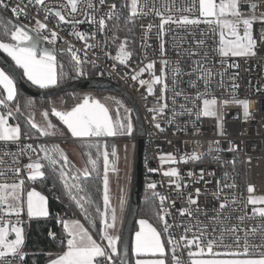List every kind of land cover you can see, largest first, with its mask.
Listing matches in <instances>:
<instances>
[{"label":"built area","instance_id":"1","mask_svg":"<svg viewBox=\"0 0 264 264\" xmlns=\"http://www.w3.org/2000/svg\"><path fill=\"white\" fill-rule=\"evenodd\" d=\"M128 1L105 0L104 4H100L99 0H91L94 7L87 9V13L94 17L95 23L85 15L87 0H80L76 12L71 11L67 0H43L42 6L29 3V0H5V3L10 10L14 7L22 10L19 16L15 15L17 18L31 24L39 20L47 25V30L40 31L42 38H51V33L55 32L58 37L54 43L56 51L64 52L71 48L82 62L95 67L99 76L115 81L134 99L144 127L143 172L146 185L152 194L165 197L162 208L168 213L164 216L165 221L172 225L169 230L171 238L180 241L182 236L187 239H192L194 235L203 237L201 246L205 251L193 257L197 259L231 258L225 254L243 252L245 242L248 257L258 258L264 252V217L253 212L254 206L249 203L248 197L264 194V21L257 19L253 22L255 55L222 57L217 51L219 29L214 25L169 22L164 25L161 34V17L156 14L157 10L165 18L172 16L173 20L188 16L203 21L198 11V0L192 11L186 9L193 4V0H138L142 11L138 9L136 14L130 11L135 26L136 47L133 51L127 48L129 58L121 64L117 59L119 51L111 53V39L107 34L110 22L121 18L122 4ZM238 3L243 17L264 14V0H238ZM253 3L257 5L255 10L249 7ZM112 4L116 5V13L109 19L107 14ZM45 9L51 10L47 18ZM57 10L66 21L76 23L59 21L54 15ZM101 17L105 18L102 31L98 23ZM239 31L243 34L242 26ZM74 33L85 34L86 39H79ZM86 44L91 47H86ZM161 44L164 45L163 54ZM149 63L153 64V68L147 70ZM142 68L146 70L141 73ZM138 73V79L133 80L131 77ZM154 76L161 77V82L152 84L150 94L148 84ZM140 80L145 83L141 85ZM165 84L167 89L162 91ZM198 93L201 94L199 99ZM205 98L223 101L246 99L250 103L249 116L245 118L243 107L231 102H223L219 115H200ZM163 105L166 107L161 111ZM1 106L4 112L11 110L8 103ZM11 118L14 125L19 124L13 112ZM156 123L164 130L157 129ZM128 139L136 141L137 135ZM50 141L54 140L25 137L23 132L18 143L0 141V183L12 184L23 180V187H34L48 199L44 189L37 185L44 175L29 180V170L24 166L37 158L39 144ZM29 144L32 149L25 147ZM193 152L199 159H188ZM167 154H171L175 162L161 164L160 156ZM17 168L20 169L19 174L15 171ZM170 168H176L178 176L163 174ZM41 170L44 171V165ZM153 183L156 187L149 188L148 185ZM249 185L254 188L251 194L248 192ZM159 195L155 196L161 211ZM190 197L196 203H191ZM222 203L226 205L224 208L220 207ZM181 209L186 212L181 214ZM36 218H29L25 209L19 216L7 214L6 205L5 211L0 212V219L23 230ZM166 236L169 239V234ZM236 237L240 238L239 243ZM14 238V233L9 232V239ZM208 240L214 241L213 253L217 255L207 252ZM188 251L196 253L198 249L195 244L189 249L181 243L176 255L182 264H190ZM100 259L101 264H105ZM3 264L21 262L18 257L13 259L9 256ZM23 264H26L24 259Z\"/></svg>","mask_w":264,"mask_h":264},{"label":"snow or ice","instance_id":"2","mask_svg":"<svg viewBox=\"0 0 264 264\" xmlns=\"http://www.w3.org/2000/svg\"><path fill=\"white\" fill-rule=\"evenodd\" d=\"M80 0H67L68 6L71 8L72 12H76L78 9V3ZM105 0H99L100 4H104ZM29 3H35L38 6L43 5V0H29ZM146 6V5H145ZM196 6V0H193V4L189 6L186 10L192 11V8ZM0 7L7 8L8 5L5 3V0H0ZM94 5L91 3V0H87L85 5V15L93 23H95L94 17L88 16L87 9L93 8ZM130 10L133 14H136L138 9L142 11V6L138 3V0H131L129 5ZM238 0H198V11L200 17H203L204 20L200 19H190L188 16H181L179 20H173L172 16L165 18L161 12L158 10L156 14L161 17L160 29L161 34L164 32V25L171 22L184 25H194L201 22L214 25L219 29V46L217 51L219 54L224 57L231 54L232 56H249L255 55L254 48L256 41L253 39L252 28L253 22L257 19L264 21V14L260 17L252 15L250 17H243L239 11ZM249 7L253 10L256 9V4H250ZM11 11L14 15L19 16L21 9L12 8ZM46 18L47 15L51 14V10L45 9ZM116 13V5L112 4L109 13L107 14L109 19H112ZM146 14V13H145ZM54 15L59 18V21L76 23L75 21H66L65 17L61 14L60 11H55ZM232 18L229 19L228 17ZM119 18L118 16L116 17ZM99 30H103L105 27V18L101 17L98 21ZM243 27V34L239 31L240 27ZM0 27L3 28V37H10L11 41L14 43L3 42L0 39V49H3L8 56L15 62L16 66L23 70V75L35 86L39 88H49L58 83V73L56 65V57L53 54V50L47 48H39L40 43V31L47 30V25L41 21H36V27L32 29L36 33V36L29 35V32L25 30L24 25L15 24L10 29L6 23L0 22ZM151 27V25H149ZM79 39H86L85 34L74 33ZM57 34L55 32L51 33L50 43H55L57 39ZM43 39L48 40V36H44ZM203 43V41H201ZM86 47H91V45H85ZM124 45H121V54L118 55L117 59L120 60V63L123 64L129 58V54L123 50ZM71 52V59L75 64V71L77 74H83L79 56L75 51ZM164 52V45L161 44V54ZM165 65L167 61H163ZM147 70L153 68V64L149 63L146 66ZM146 69H140V72H144ZM138 75H133L131 78L133 80L138 79ZM162 75H164V70L162 69ZM209 80L211 78V73L209 72ZM203 78V77H201ZM161 77L154 76V79L151 83L148 84V91L152 93V84L160 83ZM139 83L143 85L145 81L140 80ZM0 86H2L4 92L7 93L6 97L0 99V105H5L9 101H14L16 96V90L14 85V80L9 73L4 69H0ZM167 89V84L164 85V90ZM201 96L200 93L197 94V99ZM236 103L243 107L245 118L249 116V107L250 103L248 100H233V101H224V103ZM116 112L115 117L110 114V109L105 106L98 99H93L89 96H85L81 103L76 104L69 111H58L55 108L52 110V114L59 118L64 125H66L67 130L71 133L72 137L81 138H91V137H115L117 135L131 134L133 131V124L131 117L129 115L130 109L124 108L125 115L121 116L120 109L123 108L121 101L116 100ZM203 108L200 115L203 116H215L216 115V105L217 101L215 98L212 99H203ZM166 107V105L161 106V111ZM17 111H19V105H17ZM149 111H155V109H149ZM190 111V110H189ZM42 115L47 119L48 113L44 112ZM12 116V112L8 111L7 114L0 113V141L5 143L12 142L18 143L22 132L19 124L12 125L8 123L9 117ZM155 119V117H154ZM32 129H37L40 135H50L52 132L51 129L54 126L51 122L48 123L47 128H40L31 117L28 120ZM155 127L160 131L164 129L161 128L159 123L155 124ZM27 137L28 133H23ZM27 149H32V145H25ZM89 147H93L89 145ZM97 148L96 158H93L91 152H89L87 165H90L91 168H85L82 171V175L87 177L90 175L91 171L99 172L98 161L102 155L103 157V206L104 211L101 212L100 208L97 207V213L102 217V227L99 229L101 233V240H106L107 245L101 246L98 244L93 236L90 234L89 230L85 228L79 220H61L60 223L63 224L64 232L66 233L67 246L66 250L62 253L49 254L55 258H50L48 264H101V259L105 264H115L114 257L118 255V246L122 245V237L120 235L113 236L109 233V229L115 227L116 214L115 209H111V222H109V210H110V197H109V179L108 172L110 170V164L114 165V161L109 160V152L104 151L100 152L99 145H95ZM41 150L45 153L44 159L49 163V166H54L58 163L57 156L63 161V165L59 169L60 178L64 180L65 189L69 197L74 200L81 208V211L85 215V219H90L87 211L84 208V204L81 201H84V197H79L78 195H73L72 189H76L77 193L82 191L78 183H69L67 177V167H68V158L59 148L58 145H53L51 148L41 147ZM55 154V155H54ZM111 156H116L115 146L112 147ZM183 159V158H181ZM188 159L197 160L199 156L193 152ZM161 164L166 162H175V158L171 154L161 155L160 156ZM25 169L29 170L28 179L35 180L37 177H42L44 173L41 171L43 165L37 160L36 162L29 163L24 166ZM55 171V168L53 169ZM112 171H115V168L112 167ZM16 173L19 174L20 169H15ZM149 171H156L155 169H149ZM2 174V173H0ZM165 176H178L176 168H170L168 171L163 173ZM191 175V173H189ZM202 178V174H201ZM72 179H79V170ZM23 185L24 181L20 180L17 183L7 184L0 183V212L5 211V205L7 209V214H15L19 216L25 209L29 218L33 217H47L49 211L47 208L46 197L41 195L35 189H32L27 192L26 199L23 197ZM149 188L154 189L156 185L149 184ZM177 187H180L177 184ZM227 187H234V185H227ZM254 188L252 185L248 186V192L253 193ZM199 189H197V194ZM154 195H159L154 193ZM159 200L161 202V211L157 213L159 219L163 222L162 231H158L156 227H153L146 219H140L138 224L140 226L139 231L135 233V238L131 242V253L136 257L135 264H166L167 255L165 251V243L162 241L163 234H169V239L167 244L171 246L172 251V262L171 264H182L181 259L176 255L178 249L183 243L185 248H189L195 244V247L198 249L196 253L188 251V257L190 264H264V252H261L258 258H247L249 256V250L247 242H245V247L243 252L234 251L226 253L225 255L231 258H211V259H197L193 258L200 256L204 253L205 249L201 246V240L203 237L193 236L192 239H187L186 236H182L180 241H176L170 236V228L172 225H169L165 220L164 216L168 213L163 210V202L165 197L159 195ZM248 201L251 204L261 203L264 204V197H253L249 195ZM191 203H196L195 200H192L190 197ZM86 203L91 204V199L88 198ZM121 210L123 209L124 200L123 197L120 201ZM226 205L221 204L220 207L224 208ZM181 214L186 212L185 209H181ZM253 212L258 213L260 216L264 217V208H254ZM190 215V213H188ZM19 223V221H17ZM232 230H235L233 228ZM9 231L15 234L14 239H9ZM187 231V229H186ZM253 231H255L253 229ZM49 236L55 239V234L51 231ZM239 237H236L237 243H239ZM24 243L23 229L11 224L8 221L0 219V264H3L4 261L8 260V257L11 256L13 259L19 258L21 264H23L24 256L26 255L22 251V245ZM213 240H208L207 243V252L213 256L217 255L213 253ZM63 245V241H61ZM151 257V258H145ZM245 257V258H240ZM125 264H128L125 261Z\"/></svg>","mask_w":264,"mask_h":264},{"label":"trees","instance_id":"3","mask_svg":"<svg viewBox=\"0 0 264 264\" xmlns=\"http://www.w3.org/2000/svg\"><path fill=\"white\" fill-rule=\"evenodd\" d=\"M123 6V14L121 18L118 20L112 21L108 27L107 37L110 38V50L115 52V50L121 46L125 45L130 51H133L136 47V35H135V26L130 15V11L128 8V3L124 2ZM0 22L6 23L8 27L11 29L13 25L19 23H27L19 18H17L11 10L7 7H0ZM3 28L0 27V39L3 42H9L10 37H3ZM118 46V47H117ZM112 52V53H113ZM54 53L56 57V64L58 69V83L55 85H62L79 78H91L99 76L97 69L87 63L82 62L81 68L83 74H77L75 71V64L71 59V52L64 51L58 52L54 48ZM18 68V67H17ZM20 74L26 81V83L34 88L40 89L32 85L27 79L23 76L22 70L18 68ZM54 87V86H53ZM47 89V88H46ZM93 90V89H91ZM99 92L103 91H112L106 89H97ZM1 92V91H0ZM118 94L115 91H112ZM80 91L75 92H67L61 94L64 97V106L71 107L77 100ZM2 95V92L0 93ZM75 95L77 97L75 98ZM122 99L126 102L127 106L128 102L126 99L122 97ZM76 100V101H75ZM17 105H19V111H17ZM12 106L15 109V116L21 126V130L23 133H28L29 137H38L41 138L39 131L37 129H32L29 124V108H40L50 110V101L48 99H42L38 97H31L26 95L24 92L19 90L16 86V96L14 101H12ZM132 114V112H131ZM133 116V114H132ZM10 119V118H9ZM134 120V117H133ZM12 122L13 119L11 118ZM134 122V130L133 134H136V124ZM47 138V137H44ZM90 138H80L74 141V144L79 151L80 155L83 158L85 168H91L90 165H87L88 153L91 152L93 158H96L97 148L95 145H99L100 152L108 151L109 152V160L113 161L114 157L111 156V150L114 146V142L111 140L100 141L97 139ZM136 145V141H134ZM53 145H58L55 142H43L37 146V157L40 158V161L44 165V179L37 182L41 188L48 195V211L49 215L47 217H38L32 220L28 226L24 228L25 232V241L22 246V251L26 254L24 256V261L26 264H47L50 258H55L53 256H49V254H57L62 253L65 250L66 244V233L64 232L63 225L59 221L63 218H67L70 216H77L81 219L90 229L94 236L99 237L100 231L99 229L102 227V217L97 213V207L100 208L101 212L104 210L103 206V157L101 155L98 161L99 172L91 171L90 175L85 177L82 175V170H80L73 162L68 159V167L67 178L68 182L78 183L82 189L77 193L76 189H72L73 195H78L79 197H84L85 200L81 201L84 204V208L87 211L90 219H85L84 213L81 211V208L77 206L76 202L72 200L64 186V180L60 178L59 169L63 165V161L57 156L58 163L54 166H49V163L46 159H44L45 153L41 150V147L51 148ZM92 145L93 147H89ZM55 155V154H54ZM55 168V171L53 170ZM79 170V179L73 180L72 177L77 174ZM52 188V189H50ZM90 198L91 204L86 203V200ZM129 208V203L127 206V210ZM126 210V213H127ZM160 212V206L157 197L150 192L146 185V178L144 177V187L142 192L141 203L138 209L137 219L144 218L152 223L159 231H162L163 225L161 220L159 219L157 213ZM126 217V214H125ZM125 220V218H124ZM55 234V239L49 236V232ZM122 234V232H121ZM163 240L166 247V255L167 261L166 264H171L172 262V253L170 250V246L167 244V236L163 234ZM61 241H63V245H61ZM115 264H120L118 260V255L114 257ZM130 262L132 264V258L130 254Z\"/></svg>","mask_w":264,"mask_h":264},{"label":"water","instance_id":"4","mask_svg":"<svg viewBox=\"0 0 264 264\" xmlns=\"http://www.w3.org/2000/svg\"><path fill=\"white\" fill-rule=\"evenodd\" d=\"M0 65L1 67L11 75L14 80V84L19 90L24 92L26 95L31 97H38L42 99H48L52 96L67 93L75 92L81 90H97V89H106L117 92L121 97L126 99L128 102L129 108L133 114L135 124H136V145L134 152V163L132 171V184L130 189L129 197V208L126 213L122 228V245H119L118 260L120 264H125V261L128 264L130 262L131 254V242L133 238V233L135 229V224L137 221L138 209L141 203L142 192L144 187V172H143V150L145 147L144 136V127L142 118L131 95L115 81L108 80L101 76L91 77V78H79L77 80L50 87L47 89H34L30 87L22 75L20 74L17 66L9 59V57L0 49ZM91 139V138H90ZM97 139V138H92ZM104 141L105 138H104ZM67 178V177H66ZM68 179V178H67Z\"/></svg>","mask_w":264,"mask_h":264},{"label":"rangeland","instance_id":"5","mask_svg":"<svg viewBox=\"0 0 264 264\" xmlns=\"http://www.w3.org/2000/svg\"><path fill=\"white\" fill-rule=\"evenodd\" d=\"M130 3H131V0L128 1L129 11H131L130 7H129ZM228 18L231 19L232 17L229 16ZM19 24H22V25L26 26L25 30L29 32V35L36 36V33L32 31V29L36 27V24L23 23V22L19 23ZM50 40H51V38H49L48 40H45V39H43L41 37L38 47L39 48H47V49L54 50V43H50ZM8 43H14V41L10 40ZM123 50L128 53V49H127V47L125 45H124ZM118 51H119L118 55H120L121 54V46H119L115 50V52H113V50H112V52L114 54L116 52H118ZM53 54H54V51H53ZM228 56H232V55L229 54ZM232 57H241V56H232ZM0 69H3L1 67V65H0ZM2 95H3V98H4V97H6L7 93L6 92H2ZM74 96H75V98L77 97V95H75V94H74ZM85 96H89V97H91L93 99L100 100L102 103L105 104L106 107H108L110 109V114L113 115V117H115V112H116V108H117L116 103H115L116 100L121 101V103L124 106L123 108L120 109L121 116L125 115L124 108L130 109L129 106H127L126 102L122 99V97L119 94H116V93H114L112 91L99 92L97 90L89 89V90H81L79 95H78V97L76 98V100L77 99L78 100L77 101L75 100L76 102L71 107H65L64 106V103H63L64 102V97L61 94H59V95H55V96H52L51 98H49L50 106H51L50 110L40 109V108H29L28 115L42 129L43 128H47L48 123L51 122V124L54 126V128L50 130L52 132V134L45 135V136H62V135H66V136L72 137L71 133L67 130L66 125H64L62 123V121L59 120L58 117H56L55 115L52 114V110H53V108H55L58 111H69L76 104L81 103ZM216 101H217L216 115H219L220 108H221V106H222L224 101L220 100V99H216ZM7 103L9 105L10 109H11L10 111L15 113V109L12 106V102L9 101ZM202 108H203V103H202ZM2 111H4L3 107H2ZM44 112L48 113L47 119H45V117L42 115V113H44ZM0 113H2V112L0 111ZM3 114H7V112H3ZM129 115L131 117V121H132V124H133V130H134V122H133L134 120H133V116L131 114V111H130ZM8 123L14 125L13 122L10 121V119H8ZM132 134H133V131H132V133L130 135H132ZM128 137H129V134H124V135H117L115 137H100L97 140L102 141V138H105V140H109V141L112 140L114 142L113 144H114L115 149H116V156L118 158L117 160H118L119 163H123V160H124L123 157L125 158L128 155L129 151H133L132 150L133 143H132V141H130L128 139ZM94 138H96V137H94ZM68 155H70L75 161H79L80 160V155H79L78 151H76L74 149H72V151L69 152ZM38 160L42 164V162L40 161V158H38ZM35 161H37V160L34 159L32 162H35ZM118 165L117 166L116 165L112 166V164H110V170L108 172V179H109V187L110 188H112L111 186L113 184L117 185L118 184V180L122 179L124 177L125 173H126V168L123 167V165H125V164H122V166L120 168H119ZM112 167L115 168V171L111 170ZM26 195H27V192H26ZM253 197L254 198L255 197H264V194L263 195L253 196ZM25 199H26V196H25ZM252 205L254 206V208H264V204H261V203H257L255 205L252 204ZM116 222H117V219H116ZM162 225H163V222H162ZM112 231H113V229H109V233L110 234H111ZM9 232H11V231H9ZM23 235H24V241H25V232H24V230H23ZM120 236H121V234H120ZM106 243H107V241H106ZM240 258H245V257H240ZM247 258H249V257H247Z\"/></svg>","mask_w":264,"mask_h":264},{"label":"crops","instance_id":"6","mask_svg":"<svg viewBox=\"0 0 264 264\" xmlns=\"http://www.w3.org/2000/svg\"><path fill=\"white\" fill-rule=\"evenodd\" d=\"M1 50L8 56V54L3 49H1ZM54 55H55V53H54ZM8 57L15 64V62L11 59V57L10 56H8ZM56 70H57V73H58V69H56ZM22 73H23V70H22ZM27 81H29V80L27 79ZM53 86H55V85H53ZM53 86H51V87H53ZM35 87L39 88L38 86H35ZM40 89H42V88H40ZM43 89H46V88H43ZM15 90H16V85H15ZM0 91L1 92H4L2 86H0ZM2 97H3V95H2ZM0 111L2 113L4 112V111H2V106L1 105H0ZM9 118L11 119V117H9ZM41 136H42V138L47 137L45 139H52V140H54L52 142H55V143L58 144L59 148L63 150V152L65 153V155L67 156V158L71 162H73L74 165H76L82 171L85 169V164H84L83 158L80 155L79 151L77 150V148H76V146L74 144V141L75 140H78L80 138L70 137V136H66V135H62V136H45V135H41ZM129 136H133V135H129ZM81 138H86V137H81ZM129 140L132 141V143H133V146H132V150L133 151H129L128 155L125 158L123 157V159H124L123 160V163H119L118 160H117L118 159L117 156H115L114 157V160H113L114 161V165L112 164V166H115V165L117 166L119 164L118 165L119 168L122 166V164H125V165H123V167L126 168V173H125V175H124V177L122 179L118 180V184L117 185L113 184L111 186L112 188L109 187V197H110V210H109V218H108L109 219V222H111V218H110L111 217V209H115V214H116V217H117V222L115 223V227L113 228V231L111 232V235H113V236L120 235L121 232H122V228H123V224H124V218H125L127 206H128V203H129L130 189H131V184H132V171H133V163H134V152H135V143H134V140H131V139H129ZM72 149L78 151V153L80 155V160L79 161H75L70 155H68L69 152L72 151ZM35 160H38V157ZM32 189H35L41 195L45 196L38 189H36L34 187L25 186V187H23V196H24V198L26 196V192H28V191H30ZM122 197H123V200H124V204H123V209L121 210L120 201H121V198ZM46 201L48 203V199L47 198H46ZM25 211H26V207H25ZM140 219H144V218L137 219L136 224H135V229H134L132 241L135 238V233L137 231H139V229H140V226L138 224V221ZM62 220H68V221L79 220L80 223L83 224L85 226V228H87L89 230L90 234L93 236V239H95L98 244H101L102 247L107 245V243H106L105 240H103V241L101 240V233H100L99 237L94 236L93 233L88 228V226L81 219H79L77 217L70 216V217H67V218H63ZM150 224H152V223H150ZM153 227H155V226L153 225ZM162 241L164 242L163 236H162ZM65 246H67V239H66ZM65 250H66V247H65ZM165 251H166V247H165ZM118 252H119V246H118ZM131 258H132V264H135L136 257L133 256L132 253H131ZM145 258H151V257H145Z\"/></svg>","mask_w":264,"mask_h":264}]
</instances>
